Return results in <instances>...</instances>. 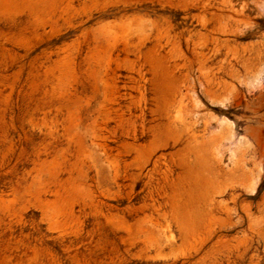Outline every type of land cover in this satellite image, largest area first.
Here are the masks:
<instances>
[{
	"label": "rangeland",
	"instance_id": "obj_1",
	"mask_svg": "<svg viewBox=\"0 0 264 264\" xmlns=\"http://www.w3.org/2000/svg\"><path fill=\"white\" fill-rule=\"evenodd\" d=\"M0 264H264V0H0Z\"/></svg>",
	"mask_w": 264,
	"mask_h": 264
},
{
	"label": "bare ground",
	"instance_id": "obj_2",
	"mask_svg": "<svg viewBox=\"0 0 264 264\" xmlns=\"http://www.w3.org/2000/svg\"><path fill=\"white\" fill-rule=\"evenodd\" d=\"M260 74V71L255 73L252 77V79L250 80V82H253L254 80H256L258 78V75ZM191 91V94H186L185 95L182 93V90H178L177 92V96H179V107H182V104L186 101V99H189V98H193V99H196V94L194 92V90H189ZM220 102H223L222 99H220ZM223 123L227 125L228 127V136H221L220 137V152L222 150V147H224V143H223V140L225 139H231V137L233 136V123L232 121H229L228 119H223ZM246 142V140H243V139H239L238 142L235 143V147L233 149H230L231 150V156H235L237 154V151L238 149L243 146V144ZM258 174V173H257ZM258 180H259V175H256V176H250L249 178V182L247 183H244V187L246 190H249L251 192L255 191L256 189V185L258 183Z\"/></svg>",
	"mask_w": 264,
	"mask_h": 264
}]
</instances>
